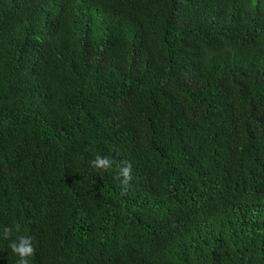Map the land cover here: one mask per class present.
<instances>
[{"label":"trees","instance_id":"obj_1","mask_svg":"<svg viewBox=\"0 0 264 264\" xmlns=\"http://www.w3.org/2000/svg\"><path fill=\"white\" fill-rule=\"evenodd\" d=\"M17 222L30 264H264V0H0V264Z\"/></svg>","mask_w":264,"mask_h":264},{"label":"clouds","instance_id":"obj_2","mask_svg":"<svg viewBox=\"0 0 264 264\" xmlns=\"http://www.w3.org/2000/svg\"><path fill=\"white\" fill-rule=\"evenodd\" d=\"M114 161L104 156H95L91 161V166L95 169H101L107 172L113 165ZM118 169L117 175L114 179L119 180L122 187V192L127 191V186L132 179V163L130 161H122ZM13 229L16 233V238L9 247L11 251L19 257L16 264H30L29 258L35 254V247L33 237L30 235L21 234V225L17 222L13 226H5L3 228V239L8 240L12 234Z\"/></svg>","mask_w":264,"mask_h":264}]
</instances>
